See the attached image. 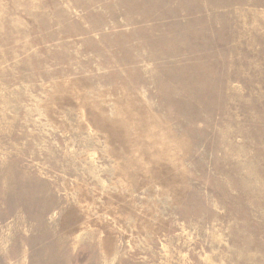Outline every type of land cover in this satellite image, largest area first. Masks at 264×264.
I'll use <instances>...</instances> for the list:
<instances>
[{
	"label": "rangeland",
	"instance_id": "rangeland-1",
	"mask_svg": "<svg viewBox=\"0 0 264 264\" xmlns=\"http://www.w3.org/2000/svg\"><path fill=\"white\" fill-rule=\"evenodd\" d=\"M0 264H264V0H0Z\"/></svg>",
	"mask_w": 264,
	"mask_h": 264
}]
</instances>
